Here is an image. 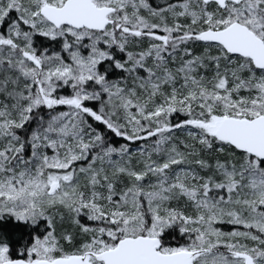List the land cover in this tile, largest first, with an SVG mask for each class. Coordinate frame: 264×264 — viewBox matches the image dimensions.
I'll list each match as a JSON object with an SVG mask.
<instances>
[{"label": "snow or ice", "instance_id": "6c2138e0", "mask_svg": "<svg viewBox=\"0 0 264 264\" xmlns=\"http://www.w3.org/2000/svg\"><path fill=\"white\" fill-rule=\"evenodd\" d=\"M0 264H264V0H0Z\"/></svg>", "mask_w": 264, "mask_h": 264}, {"label": "trees", "instance_id": "16d2710c", "mask_svg": "<svg viewBox=\"0 0 264 264\" xmlns=\"http://www.w3.org/2000/svg\"><path fill=\"white\" fill-rule=\"evenodd\" d=\"M44 224L40 221L36 227H31L27 224L14 223L10 218L5 221H0V231H3L11 239L14 234H19L18 239H11L13 248L18 246L25 238L30 240L32 233L39 232L40 227Z\"/></svg>", "mask_w": 264, "mask_h": 264}]
</instances>
